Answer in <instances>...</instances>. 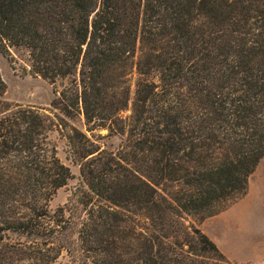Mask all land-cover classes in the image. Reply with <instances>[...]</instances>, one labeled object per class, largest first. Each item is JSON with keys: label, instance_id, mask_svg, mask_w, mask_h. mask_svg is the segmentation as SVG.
<instances>
[{"label": "trees", "instance_id": "16d2710c", "mask_svg": "<svg viewBox=\"0 0 264 264\" xmlns=\"http://www.w3.org/2000/svg\"><path fill=\"white\" fill-rule=\"evenodd\" d=\"M9 48L66 86L47 111L0 100V264L41 260L60 235L47 205L72 175L54 127L79 167L92 264H230L195 222L243 198L264 159V0H0ZM80 115L91 138L67 123Z\"/></svg>", "mask_w": 264, "mask_h": 264}, {"label": "rangeland", "instance_id": "374dc122", "mask_svg": "<svg viewBox=\"0 0 264 264\" xmlns=\"http://www.w3.org/2000/svg\"><path fill=\"white\" fill-rule=\"evenodd\" d=\"M7 51L8 57L0 54V77L5 85V92L0 100L14 107L32 108L40 112L51 109V103L66 86V82H57L52 85L31 75L27 53L24 50L12 48ZM128 115L129 112L124 114L125 117ZM67 123L91 138L86 133L81 115L73 120H68ZM107 135V131L95 132L92 140L101 149L116 152L121 144V138ZM46 143L48 148L54 151L60 163L70 170L72 178L64 187L56 191L47 205L48 214L54 217L53 221L60 220L61 211L64 212V223L55 226L61 231L60 235L55 236V240L53 238L49 243L43 242L41 260H33L29 264H40L42 258L46 264H92L81 253L76 234L85 213L74 205L75 199H79L80 196L81 183L79 167L71 159L66 131L54 127L47 134ZM250 179L252 185L255 186V199H264V159L259 163ZM237 201L239 200L230 201L228 208ZM66 206L68 208H65ZM206 220L201 223L195 222V225L205 236L204 231L209 234L213 240L211 241L230 264H264V208L252 214L213 220L204 224ZM188 221L193 223L196 219H188ZM50 227L54 228V225L51 224ZM48 229L49 227L45 229V233H49ZM6 237L10 241H25L23 238L12 235ZM56 252H59V255L51 262Z\"/></svg>", "mask_w": 264, "mask_h": 264}, {"label": "crops", "instance_id": "0c3cea01", "mask_svg": "<svg viewBox=\"0 0 264 264\" xmlns=\"http://www.w3.org/2000/svg\"><path fill=\"white\" fill-rule=\"evenodd\" d=\"M250 180H249V184H248V191L243 198H241L236 203L232 204L227 210L220 213L219 215L206 220V222L204 224H208L209 222H211L213 220L226 219L228 217H234L237 215L252 214L257 210L263 209L264 208V199H257V198L255 199V197H254V193H255L254 187L255 186L252 185ZM204 233L206 234V236H208L210 238V240H212L208 233H206L205 231H204Z\"/></svg>", "mask_w": 264, "mask_h": 264}]
</instances>
